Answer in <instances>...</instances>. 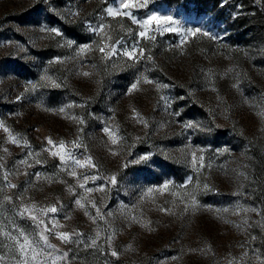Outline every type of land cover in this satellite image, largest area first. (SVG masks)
Instances as JSON below:
<instances>
[{"label":"rangeland","instance_id":"1","mask_svg":"<svg viewBox=\"0 0 264 264\" xmlns=\"http://www.w3.org/2000/svg\"><path fill=\"white\" fill-rule=\"evenodd\" d=\"M0 125V264H264V0H0Z\"/></svg>","mask_w":264,"mask_h":264},{"label":"snow or ice","instance_id":"2","mask_svg":"<svg viewBox=\"0 0 264 264\" xmlns=\"http://www.w3.org/2000/svg\"><path fill=\"white\" fill-rule=\"evenodd\" d=\"M123 6H124L125 8H129V7L132 6V4H131V3H125ZM108 14H109V15H116V13H114V12L112 11V9H108ZM122 14H123V15H127V13H122ZM151 19H157V18H156V17H150V20H151ZM146 23H147V22H146ZM52 31L55 32L56 30L53 29ZM57 34H59V33L57 32ZM192 34L194 35L195 33H192ZM140 35H141V36H144L145 33H144V32H141ZM205 35H207V33H205ZM153 39H154V37H153ZM86 47H87V46H86ZM100 51H101L102 53H104V52H105V49H104V48H100ZM140 51H141V54H142V53H143V50L141 49ZM115 52H116V50H115V48L113 47L112 50H111L110 52H108V53L105 54V58H107V57H109V56L115 54ZM123 55L128 56L129 58H133V57L136 55V50L133 49L132 51H125V52L123 53ZM149 59H151V57H149ZM84 75H88V73H84ZM145 82L150 83L151 81H147V80H145ZM136 87H137V85H136V84H133V85H132V88H131L129 91H131V90H133V89H136ZM60 111L63 112L64 109H60ZM0 126H2V125H0ZM185 126H186V127H194V125H192V124H187V125H185ZM5 130L7 131V129H5ZM104 131H105V132H109V129L106 128ZM109 134H110V135H113L112 133H109ZM10 138L12 139V142H13V143H17V141L15 140L14 137H10ZM48 143H49V144H52L51 139L48 140ZM112 143H114V144L117 143V139H116L115 137H113V139H112ZM59 147H60L61 151H63V144H62V143H61V145H60ZM53 155H59V153L54 152ZM61 159L63 160L64 157L61 156ZM142 159H147V157H143ZM75 163H76L77 165H79L80 167H83V166H84L83 164H81L80 161H76ZM87 163L90 164L91 161L89 160V161H87ZM72 175H75V173H72ZM205 187H207V186H205ZM164 188H167V185H165ZM89 191H90V190H89ZM76 203L79 205V204H80V201L77 200ZM193 203H195V201H193ZM47 211H48V212H55V211H56V208H55V207H51V208H48ZM34 219H35V217H34ZM58 238H59L61 241H63V242H67V241L70 239V234H69V233H58ZM41 239L44 240L45 242H47V237L41 235ZM93 243H95V241H93ZM26 245H28V241H27V239H25L24 244L21 245V249L24 250V251H26V250H27V248L25 247ZM48 247H52V246H51V245H48ZM112 255H113V256H116L117 253H116V252H112ZM32 258L35 259V258H36L35 255H34Z\"/></svg>","mask_w":264,"mask_h":264}]
</instances>
